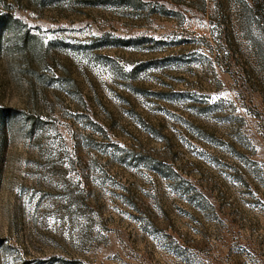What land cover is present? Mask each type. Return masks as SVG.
Instances as JSON below:
<instances>
[{
	"label": "rangeland",
	"instance_id": "rangeland-1",
	"mask_svg": "<svg viewBox=\"0 0 264 264\" xmlns=\"http://www.w3.org/2000/svg\"><path fill=\"white\" fill-rule=\"evenodd\" d=\"M0 264H264V0H0Z\"/></svg>",
	"mask_w": 264,
	"mask_h": 264
}]
</instances>
